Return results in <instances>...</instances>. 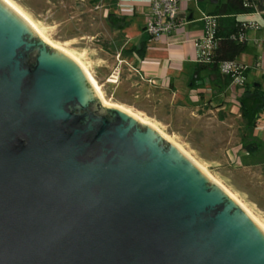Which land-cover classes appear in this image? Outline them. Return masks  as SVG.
I'll list each match as a JSON object with an SVG mask.
<instances>
[{
  "label": "water",
  "instance_id": "obj_1",
  "mask_svg": "<svg viewBox=\"0 0 264 264\" xmlns=\"http://www.w3.org/2000/svg\"><path fill=\"white\" fill-rule=\"evenodd\" d=\"M0 264H264V228L0 0Z\"/></svg>",
  "mask_w": 264,
  "mask_h": 264
},
{
  "label": "crops",
  "instance_id": "obj_2",
  "mask_svg": "<svg viewBox=\"0 0 264 264\" xmlns=\"http://www.w3.org/2000/svg\"><path fill=\"white\" fill-rule=\"evenodd\" d=\"M96 1L100 6L103 4L106 22L120 35L128 33L124 40L128 45L123 47L121 44L120 49L139 48V51L131 49L129 53H122L133 76L130 84L139 88L137 92L145 103L143 107H137L139 112L157 116L159 124L172 132L186 131L184 124L188 119L198 126L205 124L201 116L207 112L215 115L219 123L226 120L227 111L231 112L234 106L240 116L239 100L245 83L233 87L232 80L228 82L227 75L221 71L208 66L196 69L199 61L196 59L195 42L202 35V14L214 9L215 0H178L179 25L169 34L154 39L149 38L143 28L149 0ZM108 13L121 22V28L107 21ZM236 18L256 23L246 28L245 49L236 60L244 66L245 82H256L264 89V0H256L253 10L237 13ZM230 133L227 129V134ZM253 135L264 148V107L253 128ZM255 148H245L239 137L237 144L230 146V157L240 163V156H252ZM238 188L243 194L247 191L245 187Z\"/></svg>",
  "mask_w": 264,
  "mask_h": 264
},
{
  "label": "rangeland",
  "instance_id": "obj_3",
  "mask_svg": "<svg viewBox=\"0 0 264 264\" xmlns=\"http://www.w3.org/2000/svg\"><path fill=\"white\" fill-rule=\"evenodd\" d=\"M11 1L30 17L44 37L71 52L85 65L105 100L155 123L172 141L162 136L165 140L177 143L264 225V148L258 151L251 146L256 152L252 156H240V163L230 157V146L239 141L241 124L235 104L231 103L234 109L227 111L222 123L207 112L201 116L205 122L201 126L188 119L184 124L186 131L167 130L159 124L157 116L139 112L137 107H143L145 103L137 92L139 88L130 84L133 80L131 69L120 49L121 44L123 47L128 45L124 41L128 33L120 35L106 22L103 4L100 6L96 0ZM238 186L245 187L246 193L239 191Z\"/></svg>",
  "mask_w": 264,
  "mask_h": 264
},
{
  "label": "trees",
  "instance_id": "obj_4",
  "mask_svg": "<svg viewBox=\"0 0 264 264\" xmlns=\"http://www.w3.org/2000/svg\"><path fill=\"white\" fill-rule=\"evenodd\" d=\"M113 0H104L110 2ZM256 0H215V7L211 10V14L216 16V36L217 42L211 48L209 53L210 60L207 62H198L196 69L205 66L211 69H219V63L223 60H236L238 55L245 49V30L242 20L236 18L237 13L248 12L253 10ZM107 21L116 28H121V22L113 18L111 13L106 15ZM131 49L139 48L131 46L128 50L121 48L123 54L129 53ZM237 61V60H236ZM238 62V61H237ZM228 82L232 80V75L227 74ZM244 90L239 100V112L241 124L239 128V137L245 148L251 149L255 146L258 151L262 149V142L253 135V128L256 126L259 113L264 107V89L256 82H244ZM250 144V147L248 146ZM248 146V147H247Z\"/></svg>",
  "mask_w": 264,
  "mask_h": 264
},
{
  "label": "built area",
  "instance_id": "obj_5",
  "mask_svg": "<svg viewBox=\"0 0 264 264\" xmlns=\"http://www.w3.org/2000/svg\"><path fill=\"white\" fill-rule=\"evenodd\" d=\"M149 8L146 14L143 28L149 38H158L162 34H169L177 25L181 18L179 14L178 0H149ZM97 7V5H95ZM203 31L201 38L195 42L196 59L199 62L210 60L209 53L212 47L216 45V16L211 13H203ZM254 21H244L243 25L253 26ZM219 69L223 73L232 75V85L236 87L245 82L243 73L244 66L233 59L223 60L219 63Z\"/></svg>",
  "mask_w": 264,
  "mask_h": 264
},
{
  "label": "bare ground",
  "instance_id": "obj_6",
  "mask_svg": "<svg viewBox=\"0 0 264 264\" xmlns=\"http://www.w3.org/2000/svg\"><path fill=\"white\" fill-rule=\"evenodd\" d=\"M6 5H8L11 9H13L18 15H20V17H22L27 23L28 25H30V27L38 34L40 35L47 43H49L51 46H54L60 50H62L63 52H65L66 54H68L72 59L75 60V62L79 65V67L81 68L82 72L85 74V76L87 77L88 81L90 82L91 86L93 87L94 90H96V93H98L97 95H99V97L101 98V103L105 104V105H111V106H115L119 109H121L122 111L126 112L127 114L131 115L132 117L136 118L137 120H139L140 122H144L148 125H150L151 127H153L156 131H158L162 136L166 137L167 139L168 136L163 133L162 130L159 129V127L151 122L148 121L142 117H140L138 114H135L131 111H129L128 109L121 107L120 105H117L115 103H111L108 102L107 100H105L102 91L100 89V87L98 86V84L95 82L94 78L89 74L88 70L86 69L85 65H83V63H81L71 52L63 49L60 46H57L56 44H53L51 41H49L46 37H44V35L41 33V30L36 26V24L30 19V17L23 11L21 10L16 4H14L11 0H2ZM170 140V139H169ZM172 141V140H170ZM175 143V142H174ZM175 147H177V149H179L187 158H189L209 179H211L212 181H215L213 179V177L206 171V169L201 166L199 163H197L196 161H194L191 156L184 151L177 143L173 144ZM218 183L247 213L248 215L256 222L258 223L261 227L264 228V225L258 221L239 201H237V199H235V197L223 186L221 185L219 182Z\"/></svg>",
  "mask_w": 264,
  "mask_h": 264
}]
</instances>
